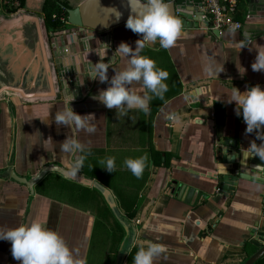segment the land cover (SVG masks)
Instances as JSON below:
<instances>
[{"label": "crops", "instance_id": "obj_1", "mask_svg": "<svg viewBox=\"0 0 264 264\" xmlns=\"http://www.w3.org/2000/svg\"><path fill=\"white\" fill-rule=\"evenodd\" d=\"M44 1L25 0L17 10L0 1V231L40 219L58 231L85 264H117L122 253L125 264L133 247L150 243L165 249L154 264H245L255 248L264 246V169L250 168L252 157H244L242 149L253 140L262 141L257 130L245 132V122H237L235 102L227 101L234 87L242 92L256 84L264 87V71L251 67L256 47H264V0L253 5L235 0L243 23L240 31L220 36L210 29L200 6L198 15L189 12L174 46L164 49L158 41L146 45L141 55L167 71V91L153 97L147 115L133 109L119 118L115 108L93 98L108 86L107 81L89 78L94 65L85 70L80 64L79 84L63 87L55 55L64 53L61 58L70 59L91 53L95 64L102 46L92 47L105 37L110 79L114 68L126 65V58L116 52L120 43L135 48L141 34L125 24L98 37L68 24L52 32L41 9ZM61 1L74 8L85 0ZM205 60L223 66L218 77L203 72ZM237 65L246 69L243 76ZM71 96L75 112L94 116V132L55 122V113ZM46 113L50 115L45 120ZM68 137L78 139L84 152L92 151L75 173L82 182L65 176L74 159L60 149ZM234 141L235 153L230 152ZM143 154L148 163L137 178L123 161ZM109 156L115 157L113 172L100 166ZM167 158L170 164L165 166ZM257 162L264 168V160ZM13 174L27 181L42 178L29 187ZM224 174L243 177L228 195L219 191ZM95 184L111 193L115 210L108 205L126 232L121 242L113 218L107 223L100 219L106 226L96 225L104 211L101 196L106 198ZM183 185L199 192L194 204L177 198ZM129 202L137 210L133 219L125 210ZM0 264H20L8 240L0 239Z\"/></svg>", "mask_w": 264, "mask_h": 264}, {"label": "clouds", "instance_id": "obj_2", "mask_svg": "<svg viewBox=\"0 0 264 264\" xmlns=\"http://www.w3.org/2000/svg\"><path fill=\"white\" fill-rule=\"evenodd\" d=\"M128 3L131 12L125 26L134 33L141 34V38L135 41V48L127 42L120 43L116 52L126 58V65L119 70L114 68V75L110 79L107 75L110 64L104 62L108 47L101 48L96 52L100 59L93 64L94 70L89 77L98 78L101 83L108 82V86L99 90L93 98L109 109L115 108L118 118L133 109L147 115L153 97H162L167 91V84L164 82L168 77L167 71L158 67L153 59L141 55V52L146 45L157 41L160 47L171 48L175 45L182 26V21L172 12L168 0H128ZM116 15L119 18L120 13L117 12ZM242 45L238 46L239 49ZM256 48L257 55L251 65L252 70L264 71V47ZM237 66L243 76L246 69L241 65ZM221 71L223 66L218 67L214 62L205 60L203 72L207 76L218 77ZM134 82L139 86H133ZM74 98L71 96L64 102V107L55 113V122L94 132V127L90 126L94 116L75 112L71 107ZM227 102H235V112L238 116L242 115L246 124L245 132L257 130V139L262 141L257 144L253 140L246 149H242L243 156H259L264 160V133L259 131L264 128V87L256 84L243 92L234 87L228 94ZM49 115L50 113H46L43 119L46 120ZM44 141L48 143L52 139ZM60 149L73 154L74 159L69 165V171L75 175L83 166L84 145L78 139L68 137L60 144ZM147 163V154L125 158L123 161V165L137 178L141 177ZM100 166L108 172L115 171V157H106L100 161ZM0 239L11 242V254L20 264H85L82 258L74 254L65 238L58 231L46 227L45 222L40 219L0 231ZM164 251L158 243L141 246L133 255L132 264H154Z\"/></svg>", "mask_w": 264, "mask_h": 264}, {"label": "water", "instance_id": "obj_3", "mask_svg": "<svg viewBox=\"0 0 264 264\" xmlns=\"http://www.w3.org/2000/svg\"><path fill=\"white\" fill-rule=\"evenodd\" d=\"M26 1L28 3L32 2V0H26ZM246 1L250 5L259 2V0H246ZM169 3L171 5L172 12L182 21L183 24H185L186 19L189 18L190 15L189 12L196 13L198 15L199 14L198 9L201 6V0H173ZM41 9L43 10V6L41 7ZM117 12L120 13L119 18H117L116 15ZM130 12L131 9L128 0H85L79 6L67 9L66 24L76 27L80 30L87 29L89 31H92L95 34H97L98 37L101 36V34L106 33L115 27L126 24ZM49 29L50 31L54 32L53 28H49ZM55 31H59V30H55ZM106 41L107 40L105 37H101L100 44L94 43V46L92 48L97 49L101 46L103 48L107 44ZM87 45L88 46L86 48H91L89 44ZM100 49L101 48L97 49V51H99ZM108 54H110L109 51H107V55L105 57H107ZM63 55L64 53L55 55L57 56L55 63L57 69L60 71L59 75L60 78L62 79L61 82L62 86L75 87L79 84L80 75H82V73L80 72L79 65L83 64L85 70H88V68L91 69L94 63L93 57H90L92 56L91 53H84V54H79L77 56H73L70 59L69 58L63 59L61 58L63 57ZM96 56L98 57L96 58V63H97L100 58L97 54ZM260 130L264 132V128ZM225 145L228 147L230 145L229 141L226 140ZM236 147H237V143L234 141L233 148H230V152L235 153L233 149H235ZM228 151L229 148H227V150H225L224 152L227 153ZM258 159L259 158H257L256 156H252L249 167L257 171H263L264 168L259 167V163L257 162ZM262 164L264 165V162H262ZM81 170L82 168L79 170V172H81ZM13 176L17 180L25 184H28L29 187H33L34 185H36L39 182V180L42 178V176H37L31 181H27L24 178L18 177L16 174H13ZM65 176L78 182L84 181L83 178L73 175L72 173L65 172ZM240 177L243 178L241 175L236 176V175L224 174L221 179L222 183L219 188V191L222 192L224 195H228L229 192L235 190V186L237 185V181ZM86 184L89 185L91 184V182H88ZM95 186L101 189V192L106 198V201L115 210L116 205L115 202L111 199V193L109 192V190L99 186V184H95ZM173 192L175 193V190ZM198 193L199 192L195 188L187 187L183 185L182 187H180L179 191L177 192V198L185 201L187 204H194ZM261 240L264 243V237H262ZM263 256H264V246L260 249L258 254L250 257L245 264H255ZM125 257L126 254L124 253H122L121 255L119 254L117 264H123Z\"/></svg>", "mask_w": 264, "mask_h": 264}, {"label": "trees", "instance_id": "obj_4", "mask_svg": "<svg viewBox=\"0 0 264 264\" xmlns=\"http://www.w3.org/2000/svg\"><path fill=\"white\" fill-rule=\"evenodd\" d=\"M20 3V7H23L25 5V0H17ZM173 0H168V2H171ZM70 8L68 2L65 1H61V0H46L44 7H43V13L45 14V22L47 24V26L49 28H53L54 30H60L63 29L66 26V23L64 21H62V18L67 20V9ZM235 16L237 19L240 18V16L237 13V7H236V13ZM243 120L242 115L241 116H237V122L238 124ZM222 120H219V123H221ZM92 154V151H88V152H84L83 155L86 157V155H90ZM155 154H157L158 156H161L162 154L159 152H155ZM170 164V160L169 158L166 159L164 165L168 166ZM94 191L96 193H99L98 190L96 191L94 189ZM99 195L101 196V194L99 193ZM103 205H104V211H101L100 214L102 215L101 218L96 220V225L98 227V225H103L106 226L105 223L100 220V219H104L105 222H109V218H113L115 220L116 223H118V227H119V231H120V235L118 237V239L120 240V242L122 241V239L125 238L126 236V232L124 231L123 226L121 225V223L118 221H116L117 217L120 218L119 214L116 216L113 209L108 205V203L105 201V199L101 196ZM125 206V203H124ZM125 210L127 211V218L133 219L136 216L137 210L135 206H130V202L127 204V207H125ZM123 216L121 215V218ZM112 231H110L108 233V238L111 237L112 235ZM262 248V247H261ZM261 248H255L253 251V255L258 254V252L260 251ZM138 248L133 247L127 258H126V262L125 264H132V260H133V255L135 254L136 250ZM251 256V257H252ZM255 264H264V256Z\"/></svg>", "mask_w": 264, "mask_h": 264}, {"label": "built area", "instance_id": "obj_5", "mask_svg": "<svg viewBox=\"0 0 264 264\" xmlns=\"http://www.w3.org/2000/svg\"><path fill=\"white\" fill-rule=\"evenodd\" d=\"M235 0H201L202 13L210 29L220 36L226 31H240L243 23L235 16ZM67 23V20L62 18Z\"/></svg>", "mask_w": 264, "mask_h": 264}, {"label": "rangeland", "instance_id": "obj_6", "mask_svg": "<svg viewBox=\"0 0 264 264\" xmlns=\"http://www.w3.org/2000/svg\"><path fill=\"white\" fill-rule=\"evenodd\" d=\"M2 3H5L7 5H9L11 8L17 10L18 8H20V6L18 4H15V3H18L16 0H0ZM116 221L120 222L121 223V220L120 218L117 217ZM122 224V223H121Z\"/></svg>", "mask_w": 264, "mask_h": 264}, {"label": "flooded vegetation", "instance_id": "obj_7", "mask_svg": "<svg viewBox=\"0 0 264 264\" xmlns=\"http://www.w3.org/2000/svg\"><path fill=\"white\" fill-rule=\"evenodd\" d=\"M17 1V0H16ZM18 3H15V4H18L19 6H20V3H19V1H17Z\"/></svg>", "mask_w": 264, "mask_h": 264}]
</instances>
